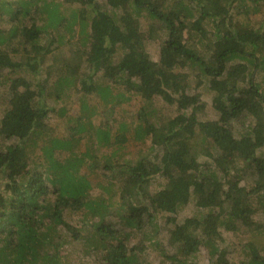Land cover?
<instances>
[{
    "label": "trees",
    "instance_id": "16d2710c",
    "mask_svg": "<svg viewBox=\"0 0 264 264\" xmlns=\"http://www.w3.org/2000/svg\"><path fill=\"white\" fill-rule=\"evenodd\" d=\"M98 1L68 0L81 6L68 14L57 0H0V139L11 142L0 150V264H65L72 245L93 264H149L130 243L142 233L158 246L157 216L173 264H194L202 246L210 264H230L231 234L243 230L242 264H264V0ZM148 39L161 40L158 61ZM204 87L217 119L201 118ZM73 88L110 111L143 105L135 121L96 128L84 103L71 128L80 137L60 139L47 120ZM159 102L176 112L160 118ZM240 120L251 124L239 138ZM83 135L93 144L84 152ZM129 137L150 153L123 161ZM191 204L201 215L179 222Z\"/></svg>",
    "mask_w": 264,
    "mask_h": 264
},
{
    "label": "rangeland",
    "instance_id": "374dc122",
    "mask_svg": "<svg viewBox=\"0 0 264 264\" xmlns=\"http://www.w3.org/2000/svg\"><path fill=\"white\" fill-rule=\"evenodd\" d=\"M57 2L62 6L61 10L67 12L68 14L71 10L79 9L81 6L78 4H71L68 0H57ZM98 6L105 9L106 3L105 0H99ZM107 9V7H106ZM262 14H254L252 17V25L254 27H258L260 24V19L262 18ZM142 29L144 31V35L148 37V29L152 25V23L146 18L143 17L141 19ZM154 28L159 31V24H153ZM162 39V35L160 36ZM161 41V40H160ZM160 41L148 39L146 41V48L150 54V57L154 61H158L160 57ZM85 76V75H83ZM8 77V75H6ZM5 80V79H4ZM3 80V81H4ZM99 81V82H98ZM105 80H97V83L100 85H105ZM114 93H117V89L113 88ZM203 93V101L206 104V110L201 115L203 120H214L217 119L218 115L213 109L212 100L213 95L207 91L204 87L201 89ZM0 118L2 116L3 108L5 106V101L7 99V92L6 87L4 85L0 86ZM87 104L89 107L88 113H84L83 104ZM142 101L140 98H134L130 103H123L119 107H115L114 111L108 110L107 107L101 102L100 97L97 94L93 95H84L80 88H73L68 93V96L63 99L62 101L58 102V104H54L56 110H52L49 114L47 123L48 127L50 128V134L60 138V139H68L72 134H75L71 128L75 125L76 118L80 117V115L85 114L84 116H90V123L95 126L96 128L99 126H106V125H116L119 124L121 121L128 120L133 121L135 116L137 115L138 109L142 106ZM52 106L54 109L55 107ZM159 117L160 118H169L175 112V107H170L164 102H159L157 107ZM74 121V122H73ZM135 121V120H134ZM88 122V121H86ZM251 122L249 120H240L233 123V131L237 137H242L249 131V126ZM116 128V127H115ZM77 135V134H75ZM80 135H77V138ZM11 144V142H7L3 139H0V150L1 148L4 149L6 145ZM92 143L89 142L87 136L83 135V143L81 146V151L84 152L86 146L91 145ZM93 145V144H92ZM122 160L123 161H137L141 156H145L150 153V149H146L142 144L134 142L129 137V142L124 143L122 145ZM78 151H80V145H78ZM264 154V148L262 150ZM110 154V150L108 148H102L100 151L97 152V156L101 158L100 163L103 162L102 158L106 157ZM97 174V179H105L104 177H100ZM106 184L108 181H106ZM161 180H158L157 183L154 185V188L151 191L160 189ZM97 184V183H96ZM104 184V182H103ZM117 191V190H116ZM154 193V191H152ZM93 195L99 196L104 195L108 197V193H103L101 189H98L95 186L93 190ZM201 215L199 211L194 207L193 204L187 206L185 209L180 211L178 214V221L182 222L184 219L188 217H193ZM72 224L76 225L79 223V217L71 218ZM158 225L157 231V238L158 246L155 248H150V242L145 241L144 234L137 233L131 240V245H140L145 246L146 249L140 251V257L142 262L149 263V264H173L170 259L165 257L163 252H168L167 256H171L174 254L173 250L168 247V226L166 225V220L163 216H157L156 222ZM150 231H146L148 233ZM248 237L247 231L243 230L237 234H231V240L235 243V249L232 253L227 257L230 264H242L245 262L244 260V242ZM142 246V247H143ZM243 247V248H242ZM63 262L65 264H93L96 261V256L88 255L83 250L82 246L67 247V249L62 254ZM190 262L194 264H210L211 257L209 251L206 247L202 246L198 250V253L190 258Z\"/></svg>",
    "mask_w": 264,
    "mask_h": 264
}]
</instances>
